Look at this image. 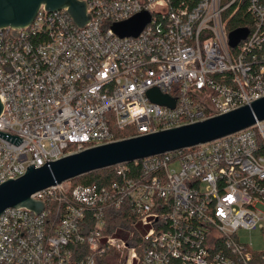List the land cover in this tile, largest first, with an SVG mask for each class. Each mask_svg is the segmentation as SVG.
Segmentation results:
<instances>
[{"label": "built area", "instance_id": "obj_1", "mask_svg": "<svg viewBox=\"0 0 264 264\" xmlns=\"http://www.w3.org/2000/svg\"><path fill=\"white\" fill-rule=\"evenodd\" d=\"M83 1L84 27L42 7L27 28L0 31V131L23 139L0 136V185L117 132L172 129L264 96V0ZM144 10L152 20L138 37L114 32ZM237 15L250 33L231 48ZM153 88L175 108L151 102ZM115 168L109 184L34 194L40 214L7 209L0 264H264L239 233L264 230V122Z\"/></svg>", "mask_w": 264, "mask_h": 264}, {"label": "water", "instance_id": "obj_2", "mask_svg": "<svg viewBox=\"0 0 264 264\" xmlns=\"http://www.w3.org/2000/svg\"><path fill=\"white\" fill-rule=\"evenodd\" d=\"M49 12L65 10L79 27L91 16L83 0H0V31L20 30L34 23L40 9ZM152 14L144 10L130 19L115 23L114 32L121 38L138 37L151 22ZM250 30L241 27L229 34L231 48L246 40ZM151 102L175 108L176 99L158 88L147 93ZM0 95V116L4 106ZM264 122V96L239 108L184 126L147 135L118 140L65 156L42 167L31 166L25 175L0 185V216L10 208H27L36 214L45 204L32 196L49 187L120 164L141 161L148 157L195 147ZM4 139L19 145L23 139L0 131Z\"/></svg>", "mask_w": 264, "mask_h": 264}, {"label": "trees", "instance_id": "obj_3", "mask_svg": "<svg viewBox=\"0 0 264 264\" xmlns=\"http://www.w3.org/2000/svg\"><path fill=\"white\" fill-rule=\"evenodd\" d=\"M201 0H174V5H185L188 6L190 8H193L194 6H196L198 4V2H200ZM248 20L243 18L240 15H237L236 17H234L231 22L228 25V31H233L236 30L238 28L247 26L248 24ZM262 79L264 81V75L262 76ZM133 135V131L132 130H123L120 132H117V137L118 139H126L129 136ZM134 164H131V166H133ZM117 178V172H116V168H108V169H104V170H100L97 172H93L84 176H81L79 178H76L74 180H71V184L73 186H86V185H105V184H109L112 183L113 181H115ZM114 215H116L114 217V224L115 225H121V224H125V220L123 217H119L118 216V212H113ZM125 215V214H124Z\"/></svg>", "mask_w": 264, "mask_h": 264}, {"label": "rangeland", "instance_id": "obj_4", "mask_svg": "<svg viewBox=\"0 0 264 264\" xmlns=\"http://www.w3.org/2000/svg\"><path fill=\"white\" fill-rule=\"evenodd\" d=\"M264 226V222L262 223ZM245 243H252L255 252L264 251V230L257 228L254 230H242L239 232Z\"/></svg>", "mask_w": 264, "mask_h": 264}]
</instances>
